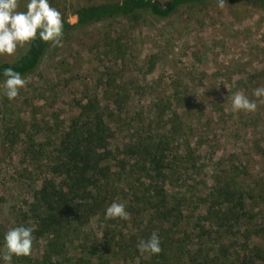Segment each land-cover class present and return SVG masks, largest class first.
I'll use <instances>...</instances> for the list:
<instances>
[{
  "label": "trees",
  "instance_id": "trees-1",
  "mask_svg": "<svg viewBox=\"0 0 264 264\" xmlns=\"http://www.w3.org/2000/svg\"><path fill=\"white\" fill-rule=\"evenodd\" d=\"M214 4L218 0L83 5L72 13L77 23L64 24L62 41L94 24L138 17L165 21L181 10ZM18 6L24 10L23 0ZM223 6L264 10V0H225ZM50 48L36 39L14 61L1 63L0 73L10 67L27 78ZM3 79L0 75V83ZM113 89L109 100L80 103L48 142L36 143L34 135L14 142L11 128L3 127L4 145L16 146L28 177L37 179L29 200L8 211L7 229H33L31 255L13 257L12 264H264L261 242L245 239L249 227L264 236V216L251 226L244 204L249 192L255 199L264 195L263 181L239 190L233 180L241 177L240 164L223 159L211 170L210 183L205 180L203 169L212 159L201 148L205 137L193 122L201 114L191 92L171 91L182 106L170 101L142 106L129 104L131 91L141 94L132 83ZM114 201L125 204L127 220L105 218ZM7 229L0 224V245ZM153 232L160 253H138L137 243Z\"/></svg>",
  "mask_w": 264,
  "mask_h": 264
},
{
  "label": "rangeland",
  "instance_id": "rangeland-1",
  "mask_svg": "<svg viewBox=\"0 0 264 264\" xmlns=\"http://www.w3.org/2000/svg\"><path fill=\"white\" fill-rule=\"evenodd\" d=\"M104 1L111 0H49L62 18L80 6ZM24 48L0 56V64L14 61ZM25 81L16 98L8 100L0 94V224L4 229L11 220L8 211L28 201L37 184L34 176L28 177L29 167L21 163L16 146L4 145V128H11L14 142L19 137L24 141L27 135H34L36 143L48 142L56 125L65 122L80 103L90 97L109 100L113 86L123 82L140 88L141 94L131 91L128 98L134 105L170 101L182 106L171 91L191 92L201 114L193 121L205 137L201 148L212 159L206 161L212 166L203 169L205 180L210 183L219 159L234 160L240 164L241 177L233 180L239 190L261 180L264 188V103H258L254 112L231 108L234 92L258 100L253 91L264 87L263 9L214 4L181 10L165 21L138 17L94 24L72 33L62 47H51ZM194 140H199L198 135ZM254 196L249 192L244 203L251 226L264 216V195ZM246 236L251 245L261 242L257 247L264 250V236L258 229L249 227Z\"/></svg>",
  "mask_w": 264,
  "mask_h": 264
},
{
  "label": "clouds",
  "instance_id": "clouds-1",
  "mask_svg": "<svg viewBox=\"0 0 264 264\" xmlns=\"http://www.w3.org/2000/svg\"><path fill=\"white\" fill-rule=\"evenodd\" d=\"M225 0H218V6L223 7ZM19 0H0V56H12L18 47L29 45L39 39L48 42L50 47H62L63 27L67 23H77V16L62 18L61 13L50 5L49 0H24V10L18 8ZM0 94L8 100L16 98L25 86V78L10 67L2 73ZM253 96L259 98L250 100L243 92L236 91L231 96L233 111L254 112L258 103H264V87H257ZM106 219L127 220L129 213L122 202H112L104 211ZM33 229L23 225L14 226L3 234L0 245V264H12L13 257H28L33 244ZM160 238L156 232L137 245L140 254L158 255L161 251Z\"/></svg>",
  "mask_w": 264,
  "mask_h": 264
}]
</instances>
